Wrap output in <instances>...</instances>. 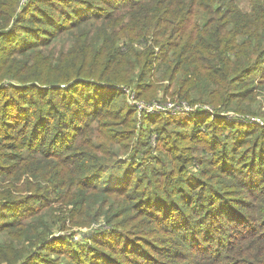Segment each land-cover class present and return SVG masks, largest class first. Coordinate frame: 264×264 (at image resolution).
Returning <instances> with one entry per match:
<instances>
[{"label":"trees","instance_id":"1","mask_svg":"<svg viewBox=\"0 0 264 264\" xmlns=\"http://www.w3.org/2000/svg\"><path fill=\"white\" fill-rule=\"evenodd\" d=\"M124 88L264 120V0H0V264H264V127Z\"/></svg>","mask_w":264,"mask_h":264},{"label":"built area","instance_id":"2","mask_svg":"<svg viewBox=\"0 0 264 264\" xmlns=\"http://www.w3.org/2000/svg\"><path fill=\"white\" fill-rule=\"evenodd\" d=\"M26 1L28 0H23V2H26ZM123 90L126 92L129 90V88H124ZM129 97H132V105L134 106L135 112H137L136 115L138 118V127L142 126L143 119L145 117H151L152 114H155V113H162L164 115L182 114V115H186L187 117L208 114L212 117V119H215V118L221 119V116H224L230 121L243 120V121H246L247 123H253V124H257L259 126L264 127V120L259 117L244 118L232 112L219 114V113H215L212 107H205L197 111V114H191L189 104L186 101L176 100L178 105L176 103L168 104L167 101L148 103L145 101L138 100L136 98L135 93L132 92V90L129 91Z\"/></svg>","mask_w":264,"mask_h":264},{"label":"rangeland","instance_id":"3","mask_svg":"<svg viewBox=\"0 0 264 264\" xmlns=\"http://www.w3.org/2000/svg\"><path fill=\"white\" fill-rule=\"evenodd\" d=\"M10 84V82H7L6 84H4V86H8ZM113 89H116V90H120L121 88L117 87V88H113ZM129 91H131V89H129L128 91L125 92L126 94V101H127V105L128 107L132 108L134 111V106L132 105V97H129ZM137 98V96H136ZM138 100L140 101H145V102H148V103H153V102H168V104L170 103H177L176 100H181V101H186L188 104H189V108H190V112L191 114H197V111H199L200 109L202 108H205V107H210V105L208 103H200V102H191L190 100L188 99H180L178 98L177 96H165L163 93H160L157 98H154L153 100L151 101H147V100H144V99H141V98H137ZM213 111L216 113V109H214L212 107ZM137 114V112H136ZM220 114V113H219ZM208 114H203V116H207ZM164 117V118H174V119H177V120H186L187 118H190V117H187L186 115H182V114H175V115H170V114H167V115H164L162 113H155V114H152L151 117ZM200 115H195V116H192L191 118H195V117H198ZM209 119L213 120L211 116H207ZM150 119V118H149ZM216 120H219V119H216ZM221 120L222 121H225V122H228V123H234V122H238V123H241V124H245V125H256V124H253V123H247L246 121H243V120H233V121H230L228 120L227 118H225L224 116H221ZM143 125H144V128H147L146 126V119L143 120ZM149 127L150 126H153V125H148ZM151 136H155V134H152ZM85 233H88L87 230L84 231V234ZM78 240L81 238V236H78L77 237Z\"/></svg>","mask_w":264,"mask_h":264}]
</instances>
